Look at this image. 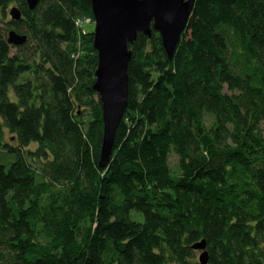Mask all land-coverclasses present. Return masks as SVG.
Masks as SVG:
<instances>
[{
  "label": "trees",
  "instance_id": "obj_1",
  "mask_svg": "<svg viewBox=\"0 0 264 264\" xmlns=\"http://www.w3.org/2000/svg\"><path fill=\"white\" fill-rule=\"evenodd\" d=\"M86 18L0 0V264H264V0H195L171 58L138 32L106 167Z\"/></svg>",
  "mask_w": 264,
  "mask_h": 264
},
{
  "label": "water",
  "instance_id": "obj_2",
  "mask_svg": "<svg viewBox=\"0 0 264 264\" xmlns=\"http://www.w3.org/2000/svg\"><path fill=\"white\" fill-rule=\"evenodd\" d=\"M39 0H27L34 9ZM195 0H91L95 20L93 46L98 53L93 89L103 105V136L99 165L106 167L113 148L116 129L128 104V63L132 44L138 32L151 37L152 29L159 32L162 46L172 57L186 27ZM12 20L22 14L17 6L11 7ZM27 35L15 30L7 32V41L13 45L26 42ZM203 250L200 264H208L204 239L192 245Z\"/></svg>",
  "mask_w": 264,
  "mask_h": 264
},
{
  "label": "rangeland",
  "instance_id": "obj_3",
  "mask_svg": "<svg viewBox=\"0 0 264 264\" xmlns=\"http://www.w3.org/2000/svg\"><path fill=\"white\" fill-rule=\"evenodd\" d=\"M15 4H9V6L7 7V11H6V20L8 21H10L11 20V16H10V14H9V10L11 9V7H13ZM90 24H87V25H90V29H91V31H93L94 30V27H95V20H94V18L91 20L90 19V22H89ZM1 26H3L4 28H5V32L7 31H10V30H14V28L10 25V22H7V24H2ZM12 51H15V48L14 47H12V50H11V52ZM177 157L174 155V154H171L170 155V164H171V166H173V167H176V165H177ZM199 255H200V252H199V250H197V252H196V256H197V258L199 257Z\"/></svg>",
  "mask_w": 264,
  "mask_h": 264
},
{
  "label": "built area",
  "instance_id": "obj_4",
  "mask_svg": "<svg viewBox=\"0 0 264 264\" xmlns=\"http://www.w3.org/2000/svg\"><path fill=\"white\" fill-rule=\"evenodd\" d=\"M90 19L91 18H86L84 21H76L78 24H83V25H86V24H90L89 22H90Z\"/></svg>",
  "mask_w": 264,
  "mask_h": 264
},
{
  "label": "bare ground",
  "instance_id": "obj_5",
  "mask_svg": "<svg viewBox=\"0 0 264 264\" xmlns=\"http://www.w3.org/2000/svg\"><path fill=\"white\" fill-rule=\"evenodd\" d=\"M101 102V101H100ZM101 109H102V114H103V105H102V103H101ZM199 250V252L201 253L203 250H201V249H198Z\"/></svg>",
  "mask_w": 264,
  "mask_h": 264
}]
</instances>
